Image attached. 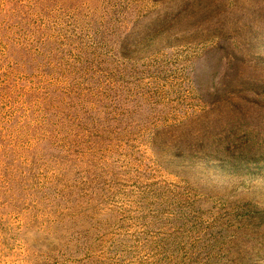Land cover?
Listing matches in <instances>:
<instances>
[{"label": "rangeland", "instance_id": "obj_1", "mask_svg": "<svg viewBox=\"0 0 264 264\" xmlns=\"http://www.w3.org/2000/svg\"><path fill=\"white\" fill-rule=\"evenodd\" d=\"M0 264H264V0H0Z\"/></svg>", "mask_w": 264, "mask_h": 264}]
</instances>
